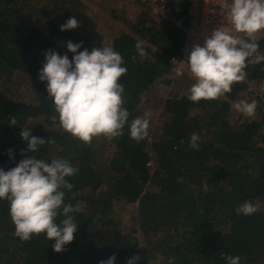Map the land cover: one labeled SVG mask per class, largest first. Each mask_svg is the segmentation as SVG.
<instances>
[{"label":"trees","instance_id":"16d2710c","mask_svg":"<svg viewBox=\"0 0 264 264\" xmlns=\"http://www.w3.org/2000/svg\"><path fill=\"white\" fill-rule=\"evenodd\" d=\"M167 2L185 16V0ZM121 7L120 15L105 11L125 27L102 32L110 19L99 13L92 17L82 0H0V169L8 171L32 155L47 162L67 158L79 171L67 178L74 187L65 192V203L87 204L74 214L78 230L73 241L55 253V241L43 233L27 242L14 237L8 201L0 200V264H100L113 254L114 264H126L133 256L140 257L137 264H168L171 257L174 264H226V255L241 256V264H264V104L255 98L263 110L258 117L240 114L230 120L232 103L245 82L233 84L217 100L193 103L187 99L193 79L164 101L162 88L170 84L164 76L168 59L178 51L184 33L158 20L146 6L140 5L133 18ZM73 16L79 27L60 31ZM69 41L82 44L77 54L93 47H111L121 54L127 68L119 81L125 88L122 107L130 112L129 121L149 120L143 141L132 140L126 126L123 136H96L84 144L52 125L47 82L38 80V72L48 50L71 61ZM138 41L144 43V56L135 49ZM256 42L258 52L246 61L247 80L264 77V38ZM21 82L27 86L23 91L18 89ZM147 92L153 93V116L140 111ZM161 105L164 119L153 126ZM13 116L16 126L9 125ZM24 127L54 143L35 154L26 152L27 142L20 136ZM192 132L200 136L199 151L188 147ZM244 201L258 211L237 216L235 208ZM120 202L135 205L128 225L115 213Z\"/></svg>","mask_w":264,"mask_h":264},{"label":"clouds","instance_id":"9594fccd","mask_svg":"<svg viewBox=\"0 0 264 264\" xmlns=\"http://www.w3.org/2000/svg\"><path fill=\"white\" fill-rule=\"evenodd\" d=\"M219 14L226 21L224 26L217 27L203 46L194 45L187 62L179 63L175 70L177 77L184 74L185 68L190 72L194 83L187 90V99L193 103L217 100L230 93L233 84L246 79V61L259 49L255 38L264 31V0H221ZM78 27L73 16L60 31ZM81 46V43L67 42V52L73 54L71 61L67 55L53 50L44 54L38 80L47 82L46 91L54 110L50 122L84 144H90L96 136L109 139L123 136L126 126L132 140L143 141L149 134V120L136 117L129 121L130 112L122 107L125 88L119 81L127 72L122 66L123 57L111 47H93L90 52L85 49L77 54ZM135 49L138 55H146L143 41H138ZM260 59L256 56L255 62ZM257 106L256 100L233 104L237 112L247 117L255 115ZM17 123L14 116L9 121L10 126ZM20 136L27 142L25 151L33 154L46 143H54L32 136L25 127L21 128ZM199 141L200 136L192 132L189 149L199 151ZM9 157L11 159V152ZM78 171L67 158H53L47 162L35 155L27 156L8 171L0 169V200L8 201L14 237L27 242L43 233L48 241H55L52 246L55 253L62 252L64 246L73 241L78 230L74 214L87 207L82 201L65 203V192L74 187L67 178ZM257 211L251 201H244L235 208L237 216H251ZM61 215L65 218L58 223L57 218ZM115 259L113 254L100 264H114ZM139 259L133 256L126 264H137ZM175 259L169 258L168 264H174ZM223 259L226 264H241L242 258L226 255Z\"/></svg>","mask_w":264,"mask_h":264},{"label":"built area","instance_id":"2783aa9c","mask_svg":"<svg viewBox=\"0 0 264 264\" xmlns=\"http://www.w3.org/2000/svg\"><path fill=\"white\" fill-rule=\"evenodd\" d=\"M139 4L146 6L158 20L180 28L183 33V41L178 51L169 56V68L164 76L170 83L180 82V77L175 75L179 63L187 62V58L194 45L203 46L204 41L217 28L226 23L220 15L221 0H185V16L177 14L167 0H137ZM264 31L259 32L255 39H263ZM187 79H193L190 72L183 70ZM182 75V76H183ZM245 88L260 101H264V77L258 81L244 80Z\"/></svg>","mask_w":264,"mask_h":264},{"label":"rangeland","instance_id":"374dc122","mask_svg":"<svg viewBox=\"0 0 264 264\" xmlns=\"http://www.w3.org/2000/svg\"><path fill=\"white\" fill-rule=\"evenodd\" d=\"M82 1L86 2V4L91 8V11L89 12V14H92L91 15L92 17L94 16L95 13H97V14L99 13L105 17H108V19H110L111 22L102 30V32H107L109 27H112V26L125 27V26H123L124 25L123 22H121L119 19H114L110 15H108L106 13L105 9L113 10L114 14L120 15V12H121L120 10H122L121 5H123V6H125V13L124 14L126 16H128V18H133L137 14V12L141 9L140 5H142V4H139L137 0H82ZM86 29H89V28L87 27ZM16 77L18 79L24 81V76H22L21 74H18ZM186 80H187V77L185 75H183L180 77V82L168 84L166 90L164 88H162V92L164 94L162 99L165 101V99H167L170 94L177 91L178 88L183 87L185 85L184 83ZM166 82L168 83V81H166ZM167 83H164V85ZM14 86L16 87L15 84H14ZM26 87H27L26 83L21 82L20 87L18 89L23 91ZM152 96H153V93H151V95H150L149 92L142 95V99H141L140 106H139L142 114H148V115L153 116V109H155V107L152 106ZM255 98L256 97L253 96L244 87L243 90L241 91L240 95H238V97L232 103V111L229 115V119L230 120L236 119V117H238L241 114L233 108V104L235 102H239L241 100L246 101V102H251L252 100H256ZM260 102H262V101H260ZM262 104H264V101L262 102ZM259 106H257V108H256L255 115L251 116L252 118L258 117L263 112L262 109L260 110ZM149 108H150V110H149ZM263 108H264V105H263ZM148 111H150V112H148ZM164 111H165V108L161 105V108L156 111V114L154 115V119L152 120L153 126L157 123L158 124L162 123V120L164 119V116H165ZM241 115H243V114H241ZM243 116H245V115H243ZM120 203L122 205H119L118 207L116 206L115 213L118 214L119 216H121L124 223L126 225H128L129 218L131 217L132 213H134V211H135V205H127V203H123V202H120Z\"/></svg>","mask_w":264,"mask_h":264}]
</instances>
